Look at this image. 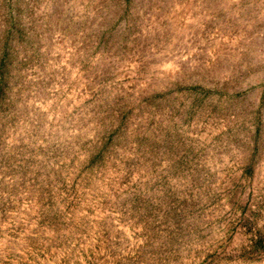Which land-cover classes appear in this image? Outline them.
<instances>
[{
	"label": "rangeland",
	"instance_id": "obj_1",
	"mask_svg": "<svg viewBox=\"0 0 264 264\" xmlns=\"http://www.w3.org/2000/svg\"><path fill=\"white\" fill-rule=\"evenodd\" d=\"M0 264H264V0H0Z\"/></svg>",
	"mask_w": 264,
	"mask_h": 264
}]
</instances>
